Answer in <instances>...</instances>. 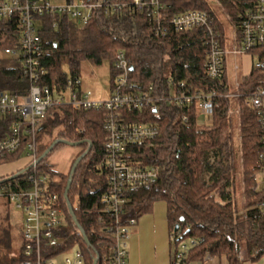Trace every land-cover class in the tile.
I'll list each match as a JSON object with an SVG mask.
<instances>
[{
	"label": "trees",
	"instance_id": "trees-1",
	"mask_svg": "<svg viewBox=\"0 0 264 264\" xmlns=\"http://www.w3.org/2000/svg\"><path fill=\"white\" fill-rule=\"evenodd\" d=\"M130 1L126 0L127 3ZM217 1L219 5L214 0H162V21L167 27L174 14L202 9L215 19L224 33L223 22L214 8L238 22L240 15L251 6L246 0ZM41 18L40 37L44 46L41 61L47 71L42 82L51 88L63 86L67 76H78L83 60L95 64L109 60L113 82L112 63L117 49L125 51L133 68L129 77L140 88L152 84L159 92L166 88L170 79L172 85L183 80L195 91L214 88L221 93L222 86L228 84L226 71L220 80L206 77V34L199 28L186 31L167 28L164 35L157 36L149 12L127 5L111 15L94 13L84 26L70 21L65 15L45 14ZM18 38L16 21L0 19V51L15 47ZM262 83L264 72L252 65L238 84L241 93L237 98L239 120L229 112L230 99L222 97L215 100L210 124L200 123L193 106L173 102L161 103L156 111L125 109L122 112L127 120L153 122L159 127V135L151 145L131 146L128 150L132 161L161 167L156 182L127 190L124 218L138 219L150 213L156 202L163 201L169 230L175 236L179 233V237L171 240V248L185 239L195 241L180 264L201 261L206 251L215 257L225 256L229 264L258 261L264 257V212L257 206L264 201V189L256 188L254 178L261 169L262 128L257 110L247 102V95ZM28 87L29 81L18 60L10 56L0 58V92L22 95ZM104 117L103 109L52 107L47 111L36 141L37 158L53 145L52 150L37 162L36 171L55 180L50 181L49 188L58 194L65 214L66 223L59 232L68 240L52 254L74 245L82 252L84 264H93L94 260L96 264H106L113 242L107 228L113 219L103 210L101 199L107 185L103 162ZM13 120L15 116L0 113V139L8 134ZM26 140L23 138L19 150L0 162L14 161L24 155ZM64 141L81 142L80 151L66 173L54 170L47 163L53 152L66 145ZM210 152L216 156L213 164L208 161ZM80 155L82 158L72 171ZM29 165L27 163L14 179L6 180L9 175L1 177L0 185L26 184V179L33 173ZM237 174L241 178L239 198L235 195ZM69 180L71 184L65 198ZM241 197L243 211L239 206ZM68 206H71L75 220ZM11 228L10 223L8 226L0 223V235H4L0 240V264H21L22 261L21 249L14 248V237L8 236Z\"/></svg>",
	"mask_w": 264,
	"mask_h": 264
},
{
	"label": "built area",
	"instance_id": "built-area-1",
	"mask_svg": "<svg viewBox=\"0 0 264 264\" xmlns=\"http://www.w3.org/2000/svg\"><path fill=\"white\" fill-rule=\"evenodd\" d=\"M214 1L219 5L217 0ZM246 1L251 6L240 15L238 22L225 13L232 28V45L228 51L222 43L224 34L215 19L202 9H187L174 14L166 27L161 17V10L164 8L162 0H131L129 3L126 0H0V19L5 22L14 19L19 31L15 47L6 48L3 53L18 60L29 81L25 94L0 92V113L15 116L8 134L0 139V161L19 150L22 139L26 138L24 155L29 159V167L33 169L26 184L16 182L13 185H0V197L7 199L16 212L15 223L21 238V264H84L82 252L74 245L52 254L68 238L59 232L66 223L60 198L49 188L50 181L55 180L36 171L37 136L44 126L49 109L72 106L76 109L105 111L103 162L107 185L101 199L103 210L113 219L107 227L113 242L105 260L106 264H126L127 239L138 219L124 218L127 202L125 194L128 189L156 182L161 167L154 164L142 165L131 160L128 148L151 145L159 135V127L153 122L127 120L122 116L123 110L156 111L161 103L173 102L193 106L195 116L203 117L204 124H210L217 98L231 99L241 96L238 87L234 93L229 92L228 85L222 86L221 93L214 88L195 91L190 83L183 80L172 85L169 79L166 88L159 92L152 84L140 88L129 77L131 64L123 49H117L114 54L112 90L107 99L92 98L91 92L81 88L79 75L67 76L63 86L51 88L42 82L47 71L41 61L44 50L40 37L41 17L45 14L65 15L70 21L84 26L94 13L111 15L127 5L132 9L139 8L149 12L157 36L164 35L167 28L174 31L199 28L206 34L204 73L210 80H220L225 72L227 53L253 54V67L264 72V0ZM247 102L257 110L262 128L259 150L261 169L254 174L255 178L257 174L264 175V83L247 95ZM229 112L235 114L239 120L238 102ZM186 120L184 117V121ZM215 157L214 152L209 153L210 164L214 163ZM257 206L264 212V201ZM170 237L174 241L179 233L176 236L171 234ZM194 243L193 239H185L174 244L171 248V264H180L186 250ZM209 256V251H206L204 257Z\"/></svg>",
	"mask_w": 264,
	"mask_h": 264
},
{
	"label": "rangeland",
	"instance_id": "rangeland-1",
	"mask_svg": "<svg viewBox=\"0 0 264 264\" xmlns=\"http://www.w3.org/2000/svg\"><path fill=\"white\" fill-rule=\"evenodd\" d=\"M60 2V1H58ZM218 17L223 22L224 29V45L225 48L229 51L232 45V37L231 32L232 28L229 22L225 18V14L220 10L214 8ZM5 57V54L0 51V58ZM226 60V69H227V79L229 81V92L234 93L237 91L238 84L241 80V77L246 74L253 63L255 62V57L253 54H232L227 53L225 56ZM112 71L110 68V62L107 59H104L102 63L95 64L89 60H83L80 63L79 67V78L82 82V89L84 91L91 92V97L98 100L107 99L110 95V84H111ZM231 105L234 108L237 104V98L232 97L230 99ZM204 118L200 117V123H204ZM80 151L79 146H71L65 145L58 148L53 154H51L47 163L52 164V167L57 170H67L71 165V161L74 158L75 154ZM28 159L25 157L19 158L14 161H3L0 162V177L6 174H10L15 172L16 170L23 168L26 165ZM255 181L257 184V188H264V175L257 174L255 176ZM241 178L237 174L235 176V195L236 197H240L242 190L240 187ZM163 206V202H157L155 204V210ZM240 210L243 211V197H241V201L239 202ZM16 212L11 208L7 199L0 197V223L3 226H8V223L12 225L10 230V234L8 236H13V247L20 248L21 238L19 230L15 223ZM4 238V235H0V240ZM246 245L243 244V247ZM242 249V248H241Z\"/></svg>",
	"mask_w": 264,
	"mask_h": 264
},
{
	"label": "crops",
	"instance_id": "crops-1",
	"mask_svg": "<svg viewBox=\"0 0 264 264\" xmlns=\"http://www.w3.org/2000/svg\"><path fill=\"white\" fill-rule=\"evenodd\" d=\"M251 69L252 66L250 70ZM225 71L227 73L226 60H225ZM249 71L246 74H248ZM227 83L229 87L228 79H227ZM110 87L112 89V82L110 84ZM81 88H82V84H81ZM231 108L233 109V107ZM22 157L27 158L25 155H22L20 158ZM48 164L52 167V164L50 163ZM26 165H24V167ZM22 169L23 168H20L15 172L6 175L10 176L13 173L14 174L18 173ZM53 169L62 173H66L69 170V168H67L66 171L65 169L62 171L61 170L59 171L55 168ZM158 202H163V201H158ZM155 204L153 206L152 211L150 213H146L140 216L138 218L137 224L131 228L129 237L127 239L128 253H127L126 264H171V237H170L171 232L169 230L168 222L166 218V204L163 202V206L158 208V210L156 209L155 212H153L155 209ZM190 264H229V262L225 256L215 257L210 254L209 257L207 258L203 257L201 261H193ZM242 264H264V257L258 261L247 260Z\"/></svg>",
	"mask_w": 264,
	"mask_h": 264
},
{
	"label": "water",
	"instance_id": "water-1",
	"mask_svg": "<svg viewBox=\"0 0 264 264\" xmlns=\"http://www.w3.org/2000/svg\"><path fill=\"white\" fill-rule=\"evenodd\" d=\"M130 71H132L133 70V68H132V66H130ZM56 143H58V142H56ZM64 143L66 144V145H71V146H79L80 144H81V142H68V141H64ZM52 148H53V145L48 149V150H46L39 158H38V161H40V160H42L51 150H52ZM82 158V155H80L76 160H75V162H74V164H73V167H72V171H74L75 170V168H76V165H77V163L79 162V160ZM18 173H15V174H13V175H10L9 177H7L6 178V180H10V179H14L15 177H16V175H17ZM0 182H2L1 180H0ZM70 184H71V181L69 180L68 181V184H67V187H66V190H65V194H64V197L66 198V196H67V192H68V189H69V187H70ZM68 209H69V212H70V214L72 215V208H71V206H68ZM72 217H73V219H74V216L72 215ZM75 220V219H74ZM177 228H178V225H176L175 226V228H174V230L176 231L177 230ZM93 264H96V260H94V262H93Z\"/></svg>",
	"mask_w": 264,
	"mask_h": 264
}]
</instances>
